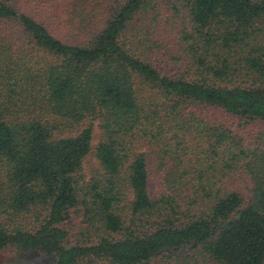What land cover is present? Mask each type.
Here are the masks:
<instances>
[{"label": "trees", "instance_id": "16d2710c", "mask_svg": "<svg viewBox=\"0 0 264 264\" xmlns=\"http://www.w3.org/2000/svg\"><path fill=\"white\" fill-rule=\"evenodd\" d=\"M0 264H264V0H0Z\"/></svg>", "mask_w": 264, "mask_h": 264}, {"label": "rangeland", "instance_id": "374dc122", "mask_svg": "<svg viewBox=\"0 0 264 264\" xmlns=\"http://www.w3.org/2000/svg\"><path fill=\"white\" fill-rule=\"evenodd\" d=\"M154 186V182L151 181V188ZM236 189L238 191H242L244 194H246V192L244 191L243 187L242 186H236Z\"/></svg>", "mask_w": 264, "mask_h": 264}]
</instances>
